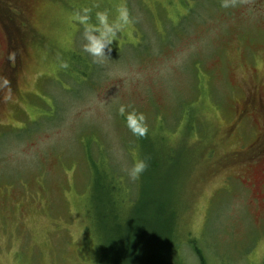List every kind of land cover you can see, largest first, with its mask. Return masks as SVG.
Masks as SVG:
<instances>
[{
  "label": "rangeland",
  "instance_id": "rangeland-1",
  "mask_svg": "<svg viewBox=\"0 0 264 264\" xmlns=\"http://www.w3.org/2000/svg\"><path fill=\"white\" fill-rule=\"evenodd\" d=\"M9 4L0 75L3 16L20 14L23 52L0 81V264H125L137 230L150 264H264V150L247 151L264 116L227 136L244 89L264 104V0ZM121 6L133 23L95 63L73 16ZM137 159L148 166L132 181Z\"/></svg>",
  "mask_w": 264,
  "mask_h": 264
},
{
  "label": "clouds",
  "instance_id": "clouds-1",
  "mask_svg": "<svg viewBox=\"0 0 264 264\" xmlns=\"http://www.w3.org/2000/svg\"><path fill=\"white\" fill-rule=\"evenodd\" d=\"M222 7L227 8L228 4L222 3ZM88 9L83 10V14L76 13L73 19L84 26L82 37L85 43L82 50L90 56L95 63H103L111 52V46L118 43L120 36L132 25L129 10L121 6L116 9L115 16L110 18L111 13L108 10L98 11L95 14V23H90L87 15ZM67 65H65L66 67ZM7 83V81H5ZM121 114L126 113V108L122 106L119 109ZM127 125L133 135L145 136L148 131L147 118L142 112L135 110L126 115ZM147 163L143 159L134 160L131 168L128 170V177L132 181L140 179L147 169Z\"/></svg>",
  "mask_w": 264,
  "mask_h": 264
},
{
  "label": "flooded vegetation",
  "instance_id": "flooded-vegetation-1",
  "mask_svg": "<svg viewBox=\"0 0 264 264\" xmlns=\"http://www.w3.org/2000/svg\"><path fill=\"white\" fill-rule=\"evenodd\" d=\"M10 1L14 0H0V8L3 10H9ZM23 5L24 0H16ZM16 20L9 18L6 15L3 16V29L8 38L9 51L5 52L4 55V73L0 75V81H2L6 76H10L13 80L15 79L17 67L19 65V60L23 52L22 48V32L19 31L20 27L16 25V21L20 18V14L14 15ZM15 24V25H14ZM25 28V25H24ZM6 49V42H5ZM6 57L8 60H6ZM11 62L7 66V62ZM8 81V80H7ZM235 118L230 125L227 136H232L234 134L242 133L245 136V120L249 118L250 115H262L264 116V104L258 89H250L246 91L243 90V96L239 104L234 109ZM264 150V137H258L249 146H247L248 152H253V157L258 156L261 151ZM230 157L234 163H240L245 165V140L241 143L238 150L231 152Z\"/></svg>",
  "mask_w": 264,
  "mask_h": 264
},
{
  "label": "trees",
  "instance_id": "trees-1",
  "mask_svg": "<svg viewBox=\"0 0 264 264\" xmlns=\"http://www.w3.org/2000/svg\"><path fill=\"white\" fill-rule=\"evenodd\" d=\"M162 235H164V234H162ZM112 237H113V245H114L115 248H117L119 246L120 237H118V236L117 237L116 236H112ZM169 240H170V243H171V239L170 238L168 239V241ZM142 244H143V242H142V234H141V232L139 230V231H137V237L135 238V248H134V250L132 251V253L130 255H128V249H127V252L125 253V255H126L125 264H142V262L145 260V258H146L147 261H150V256L149 255H148V257H144L141 254L142 252L146 251L145 247H142ZM128 247H129V242H128ZM169 252L166 250L163 253V255H162V257L164 258L165 261H168L167 258H168ZM157 260L161 261V257L157 258ZM146 264H150V263L146 262Z\"/></svg>",
  "mask_w": 264,
  "mask_h": 264
},
{
  "label": "bare ground",
  "instance_id": "bare-ground-1",
  "mask_svg": "<svg viewBox=\"0 0 264 264\" xmlns=\"http://www.w3.org/2000/svg\"><path fill=\"white\" fill-rule=\"evenodd\" d=\"M137 231H139V230H137ZM166 243H167V244H166ZM165 244H166V246H167V245H168V242H165L164 245H165ZM146 245H147V246H145V250L147 251L148 242H146ZM148 262H149V261H148Z\"/></svg>",
  "mask_w": 264,
  "mask_h": 264
}]
</instances>
